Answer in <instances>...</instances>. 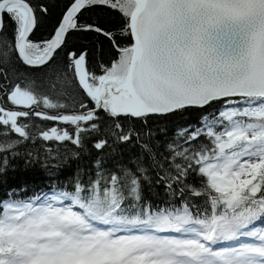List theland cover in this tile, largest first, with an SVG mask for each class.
Masks as SVG:
<instances>
[{"label":"snow or ice","instance_id":"obj_1","mask_svg":"<svg viewBox=\"0 0 264 264\" xmlns=\"http://www.w3.org/2000/svg\"><path fill=\"white\" fill-rule=\"evenodd\" d=\"M0 264H264V0H0Z\"/></svg>","mask_w":264,"mask_h":264},{"label":"trees","instance_id":"obj_2","mask_svg":"<svg viewBox=\"0 0 264 264\" xmlns=\"http://www.w3.org/2000/svg\"><path fill=\"white\" fill-rule=\"evenodd\" d=\"M50 126V125H48ZM17 182H27L29 185H32V184H36V185H40L42 184L44 181H43V178H42V175H35L33 176L32 174H29V176L25 177V176H20L18 177L17 179Z\"/></svg>","mask_w":264,"mask_h":264}]
</instances>
